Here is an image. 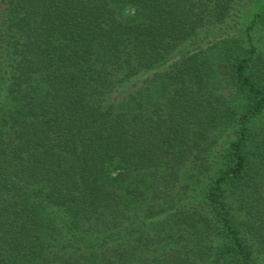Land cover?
Wrapping results in <instances>:
<instances>
[{"label":"trees","instance_id":"1","mask_svg":"<svg viewBox=\"0 0 264 264\" xmlns=\"http://www.w3.org/2000/svg\"><path fill=\"white\" fill-rule=\"evenodd\" d=\"M261 42L264 0H0V264H264Z\"/></svg>","mask_w":264,"mask_h":264},{"label":"rangeland","instance_id":"2","mask_svg":"<svg viewBox=\"0 0 264 264\" xmlns=\"http://www.w3.org/2000/svg\"><path fill=\"white\" fill-rule=\"evenodd\" d=\"M212 37L211 36H209V38L208 39H211ZM261 45H263L264 43L263 42H261L260 43ZM218 150L221 152L222 151V147H221V145L220 146H218Z\"/></svg>","mask_w":264,"mask_h":264}]
</instances>
